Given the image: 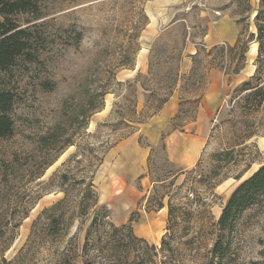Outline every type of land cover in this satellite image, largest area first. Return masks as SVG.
I'll use <instances>...</instances> for the list:
<instances>
[{"label":"rangeland","instance_id":"1","mask_svg":"<svg viewBox=\"0 0 264 264\" xmlns=\"http://www.w3.org/2000/svg\"><path fill=\"white\" fill-rule=\"evenodd\" d=\"M259 1L212 0L210 6L230 8L241 32L239 44L210 46L202 42L200 11L185 0H38L41 19L34 23L47 38L46 50L41 62L15 72L13 133L0 139V249L8 246L0 264H57L70 242L80 255L89 215H79L77 201L89 182L115 226L133 216V234L148 243L154 264H217L211 250L221 211L237 185L264 164V99L255 108L247 91H239L258 66L253 42L245 57L239 52L256 33ZM149 14H166L164 24L147 27ZM190 44L197 45L195 55L186 54ZM237 65L244 67L233 75ZM260 73L264 85V64ZM43 81L53 89L43 90ZM208 96L216 97L211 127L192 168L170 164L159 143L144 175L130 183L115 177L110 151L165 100H180L171 127L194 132ZM139 143L148 145L142 136ZM63 190L68 202L48 211ZM228 238L222 263L264 259V197L239 215Z\"/></svg>","mask_w":264,"mask_h":264},{"label":"trees","instance_id":"2","mask_svg":"<svg viewBox=\"0 0 264 264\" xmlns=\"http://www.w3.org/2000/svg\"><path fill=\"white\" fill-rule=\"evenodd\" d=\"M22 17L26 18L24 22H21ZM40 19L41 10L38 0H0V139H6L13 133L12 111L18 99L16 86L13 85L15 72L23 71L28 65L41 62V56L46 50L47 38L41 25L34 23ZM254 19L256 33L249 34L241 44L239 54L241 58L245 57L249 43H256L258 66L255 74L240 85L239 91L242 93L247 91L248 95L245 99H254L256 108L261 106L264 99V85L260 82V67L264 64V0L259 1ZM80 39L81 35L77 34L74 46ZM239 43L238 39L236 44ZM243 67L237 65L232 70V74H238ZM39 86L45 91L53 89L52 83L48 81L39 83ZM94 98V94L89 95V100ZM166 102L165 100L164 103ZM162 148L164 149V145ZM226 155L227 153L223 154L222 160H226ZM61 179L68 180L67 174H63ZM62 192L65 193V197L48 211H55L68 202L67 193L64 190ZM263 197L264 164L237 185L221 211L218 235L211 250L212 257L218 261L217 264H227L222 262L229 248L228 235L233 230L239 215L245 209L257 204ZM161 207L160 205L159 208ZM77 208L80 216L89 215V225L80 248V255L74 253L73 244L70 242L61 253L57 264H77L79 258L82 259V264H154L152 257L147 255L148 243L133 234L131 226L135 221L133 216L126 224L115 226L110 221L109 208L99 202L92 182L86 185L77 201ZM27 214L28 212H25L23 218H26ZM53 225L51 223V228ZM6 249L8 246L1 248L0 253L2 254ZM150 249L155 251L156 247L151 245ZM261 256L264 257V251ZM159 264L167 263L162 261ZM249 264H264V259Z\"/></svg>","mask_w":264,"mask_h":264},{"label":"crops","instance_id":"3","mask_svg":"<svg viewBox=\"0 0 264 264\" xmlns=\"http://www.w3.org/2000/svg\"><path fill=\"white\" fill-rule=\"evenodd\" d=\"M167 2H181L182 0H160ZM219 9L211 4L209 10L200 11V26L206 31L202 36V42L210 46L227 44L233 46L240 37L241 26L238 19L230 14L229 10ZM213 11L220 12L215 16ZM149 14L147 27H154L157 22L164 24V16ZM252 49L256 50L257 44L252 43ZM190 47V48H189ZM197 45L190 44L186 47V54L197 53ZM223 76H214V81ZM212 83V84H213ZM212 90V89H211ZM210 90V92H211ZM213 91V90H212ZM214 96H208L202 102L198 110L197 118L192 122L194 132L184 128H172V120L178 113L179 103L175 97H171L161 108L158 114L152 116L139 130L124 141L115 145L110 151L114 160V173L121 182L130 183L134 178L145 174L146 161L150 150L159 143L164 145V153L167 160L173 166L181 170L192 168L199 160L206 145L211 127V114L215 106ZM140 136L144 137L148 145L139 143ZM143 179H146L143 177Z\"/></svg>","mask_w":264,"mask_h":264},{"label":"built area","instance_id":"4","mask_svg":"<svg viewBox=\"0 0 264 264\" xmlns=\"http://www.w3.org/2000/svg\"><path fill=\"white\" fill-rule=\"evenodd\" d=\"M187 5L190 8H194L200 11H206L209 10L210 3L212 0H185ZM213 14L215 16H220V12L218 11H213ZM192 196V194H190Z\"/></svg>","mask_w":264,"mask_h":264}]
</instances>
